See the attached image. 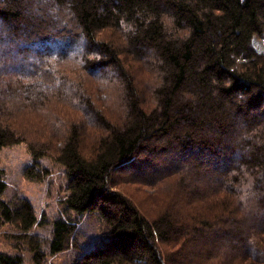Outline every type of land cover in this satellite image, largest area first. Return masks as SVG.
Segmentation results:
<instances>
[{"label": "trees", "instance_id": "16d2710c", "mask_svg": "<svg viewBox=\"0 0 264 264\" xmlns=\"http://www.w3.org/2000/svg\"><path fill=\"white\" fill-rule=\"evenodd\" d=\"M263 34L264 0H0V149L26 142L36 180L52 157L67 208L103 219L75 264H264ZM147 169L175 174L186 204L148 217L121 187ZM19 200L0 214L43 264ZM77 228L56 219L49 252L78 248Z\"/></svg>", "mask_w": 264, "mask_h": 264}, {"label": "rangeland", "instance_id": "374dc122", "mask_svg": "<svg viewBox=\"0 0 264 264\" xmlns=\"http://www.w3.org/2000/svg\"><path fill=\"white\" fill-rule=\"evenodd\" d=\"M253 44L257 51L264 54V34L255 36ZM33 162L34 157L26 142L4 146L0 149L1 177L7 182L5 191L0 193V199L9 202L12 206L19 203V199L22 197L32 202L38 221L29 231V234L31 233L29 236L38 234L45 238L43 247L48 255L43 264H75L84 250L93 246L106 235L104 221L98 214L90 212L77 214L67 208L65 198L68 194V176L63 165L50 156L42 157L41 165L49 168L50 173L43 179L36 180L29 178L25 172L26 167ZM180 162L178 161V163ZM169 163L178 164L176 161ZM207 167L210 169V166ZM147 170L153 173L145 171L148 174L139 176L134 174L141 182L133 180L135 177L130 174L129 180L124 182L121 187L125 193L134 198L148 217L157 215L162 211L164 203L169 201L173 203L172 201L176 197L181 198V202L186 204L188 197L179 191L178 182L180 179L176 178L175 174L169 178H163L162 175H157L160 173V169L157 171ZM203 178L202 176L201 179ZM174 212H178L177 207ZM60 217L78 221L76 240L79 247H72L53 254L49 252L46 244L52 237L54 222ZM20 233L21 231L12 222L4 220L0 214V250L9 254L21 255L23 264H37L34 260V252L27 240L19 238ZM209 264H220V262L212 261Z\"/></svg>", "mask_w": 264, "mask_h": 264}]
</instances>
